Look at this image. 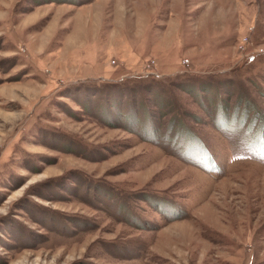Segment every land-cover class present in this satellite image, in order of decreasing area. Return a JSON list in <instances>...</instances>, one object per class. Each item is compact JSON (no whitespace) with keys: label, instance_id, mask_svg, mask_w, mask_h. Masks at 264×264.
<instances>
[{"label":"rangeland","instance_id":"obj_1","mask_svg":"<svg viewBox=\"0 0 264 264\" xmlns=\"http://www.w3.org/2000/svg\"><path fill=\"white\" fill-rule=\"evenodd\" d=\"M263 159L264 0H0V264H264Z\"/></svg>","mask_w":264,"mask_h":264},{"label":"crops","instance_id":"obj_2","mask_svg":"<svg viewBox=\"0 0 264 264\" xmlns=\"http://www.w3.org/2000/svg\"><path fill=\"white\" fill-rule=\"evenodd\" d=\"M257 153L260 154L261 152H257ZM210 161H216V159H214V157L213 158L209 157V158H206V159L202 160L200 162V164H198V165L201 166V168H203V169L212 170L210 164L206 163V162H210Z\"/></svg>","mask_w":264,"mask_h":264}]
</instances>
